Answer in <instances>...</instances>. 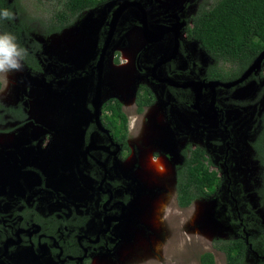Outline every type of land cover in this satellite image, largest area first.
I'll use <instances>...</instances> for the list:
<instances>
[{
	"label": "rangeland",
	"instance_id": "obj_1",
	"mask_svg": "<svg viewBox=\"0 0 264 264\" xmlns=\"http://www.w3.org/2000/svg\"><path fill=\"white\" fill-rule=\"evenodd\" d=\"M8 1L14 7V21L21 22L35 41L31 47L37 46L35 49L42 71L37 76V73L24 68L20 72L0 76V105L4 108L19 105L24 111L20 123L9 119V114L5 113L4 125L0 126V209L4 213L13 209L18 211L19 201L25 199L28 205L34 206L43 215L59 213L60 210L65 213L76 211L88 215L91 220L93 214L99 215L97 212L100 210V220L91 223L84 233L91 237L96 235L95 238L98 230H113L115 234L112 241L108 234L100 236V241H105L104 244L111 251L102 252L101 258L93 255L95 259L91 264H201L200 256L207 252L213 255L215 264H227L224 253L215 248V240L241 238L247 241L249 237H258L264 242V208L260 205L263 169L250 145L255 140L258 121L254 119L252 124L248 117L242 134L237 135L226 127L220 132L200 130L199 119L192 115L193 112L208 111L211 117L204 120L213 122L214 112L211 115L208 106L214 107L215 111L220 110L225 102L223 97L232 95L234 87L213 86L206 92H200L198 86L189 88L194 95V108L182 106L177 109L190 116V120L195 122L194 129L199 131L186 130L175 117V112H167L164 102L156 96L154 106L142 113L136 112L133 87L127 91L132 94L119 96L125 91L118 88L129 78L125 73L133 70L136 80L137 72L134 67L127 68L132 62V55L123 49L125 41L121 44L123 47H116V50H124L126 64L119 67L113 64L116 68H124L121 72L109 67L105 69L103 90L106 95L103 99L104 102L109 98L120 100L128 118L131 162H135L136 168L141 171L149 191L147 200H142L136 212L143 217L145 228V218L150 220V230L146 233L134 218H118L116 223L113 215L120 208L116 201L123 192L119 190L110 204L100 201L105 196L98 194L99 181L88 174L93 165L86 166L78 158L80 153H77L72 132L78 135L94 121L95 116L103 115L101 106L96 109L95 80L79 72L87 69L101 49L98 44L102 27L110 20L115 5L122 0H111L84 12L70 26L55 32H47L46 28L54 13L62 8L63 0ZM215 2L188 0L183 8V17L187 19L199 7H211ZM151 10L157 9L152 6ZM130 37L137 42L136 49L140 48L137 27ZM173 37L174 34L170 35L169 40ZM180 38L185 45L181 49L185 50L187 59L195 63L196 68L199 63L203 67L209 63L208 57L195 42L187 40L183 34ZM165 48L168 50L165 56L168 57L173 47L154 49L163 52ZM107 50L106 56H109L110 48ZM178 57L177 65L182 66L185 58ZM118 61L122 62L120 54ZM176 62L171 61L170 65ZM263 67L264 64L260 72ZM156 87V84L149 87L155 95ZM253 89L251 102L255 103L253 108L247 110L250 116L258 117L264 110V96H260L259 101L257 99L259 94L264 93V78L260 83L250 81L235 91L237 96L243 97L250 95ZM172 108H175L174 104ZM185 116L181 117L187 122ZM90 141L99 143L102 135L95 133ZM185 145L200 146L207 151L213 163L212 169L223 176V186L211 198L198 199L188 207L181 208L176 201L173 162H182L181 148ZM114 151V154L121 152L117 148ZM151 156L162 157L168 172L158 176L150 167L145 169L144 162ZM112 178L120 181L121 177L113 170ZM125 191L129 195L128 190ZM106 217L110 218V222L105 221ZM124 222L126 226L122 229ZM263 249L262 244L259 250L249 246L243 264H264Z\"/></svg>",
	"mask_w": 264,
	"mask_h": 264
},
{
	"label": "flooded vegetation",
	"instance_id": "obj_2",
	"mask_svg": "<svg viewBox=\"0 0 264 264\" xmlns=\"http://www.w3.org/2000/svg\"><path fill=\"white\" fill-rule=\"evenodd\" d=\"M123 2H128L132 5H130L118 18L113 34L107 43L104 54L102 55V48L105 45L108 35V23L110 20L106 21L102 27L103 32L101 34V40L98 44V47H101V49L96 52L92 62L87 66V69H84L79 73H85L92 80H95L97 85L99 71L102 72V78H104V71L106 68L108 69L109 62L112 64H118L119 61L117 63L115 61V56L117 54L116 47L120 46L123 41H125L123 44H126L124 47H128L126 35L131 30L135 29V27H137L139 32H142V36L140 37V47H143V49L139 54L142 62L139 60V57L137 61V76L135 80V86H132L134 97L139 86L148 85L149 88L151 87V84H156L157 94L155 95L151 91L154 95L155 102L156 97L164 102L167 112H175V117L180 120V123L184 128H186V130H192L196 132L199 131L194 129L195 122L190 120L191 117L186 115L184 111L177 109V107L183 108L182 106L194 108V98L191 100L190 104L186 102H179L169 89V87H173L177 90H188L190 92L189 88H196V86H198L197 89H199L200 92H206V89L213 88V86H203V84H208L210 82L205 81V79L202 78L208 63L204 67L199 63L200 68H196L195 63H192L187 59L185 50L181 49V47H185L183 40L180 38L181 34H183L187 40L192 41L188 39L186 35V29L190 27L191 21L189 16L187 19L183 17V8L187 4L188 0H183L181 3L180 0H149L147 3H144L143 0H122L120 3L115 5L116 8ZM152 6H154L157 10H151ZM126 19H128L127 22H125ZM144 22L147 29V35L152 41H147L148 39L146 40L143 34L142 25ZM180 22H183L184 25L178 34V41L176 44L175 29L178 27ZM172 34H174V37L173 39L169 40V36ZM134 37L136 39V35H134ZM132 39L134 38L132 37ZM155 40L157 41L155 42ZM195 43L197 44V42ZM157 47H173L172 53L166 57L165 53L168 50L166 48L163 50V52L155 50L154 48ZM197 47H199L198 44ZM109 48L110 55L106 56V52L108 51L107 49ZM174 50L175 55H173ZM121 52L123 55V61L121 64H124L126 57L124 50ZM204 54L207 56L205 52ZM142 55H144V57H142ZM178 56H184L185 58V62L182 63V66L177 65L179 63V61L176 62V59L179 58ZM100 58L102 59V64L101 66H98ZM171 61L176 63L170 65ZM127 68L128 70L133 68V57L132 62L128 64ZM25 69L27 71L29 70L27 68ZM41 71L37 73V76L41 73ZM194 82H199V84H195V86L192 87L182 86ZM103 84L101 87L100 98V101L102 102L100 108L101 110L103 104L112 99L109 98L104 102L103 98L106 95V92L103 90ZM244 85L236 86L233 89L236 90L237 88ZM123 86L125 92L128 91L129 86ZM235 90L232 95H226V97H223L225 98V102H223L222 108L220 110L217 109L215 111L214 107L212 108L208 106L210 109L209 113L211 114L214 112L212 117L215 120L213 122H207V120H204V118L208 119L211 117L208 115V111L192 113L193 117L195 119H199L200 121V124L198 125L200 130L206 129L211 132H220L221 129L226 127L227 129L231 130L230 132L232 134L235 131L237 135H240L242 134L246 124H248V121L245 120L248 117H250V121L252 120V124L253 120L256 119L259 125V119L262 116L261 113L258 114V117H254V115L250 116L247 110L253 108L255 103L251 102L254 89L250 95H244L243 97L237 96V91ZM119 96H121V94ZM258 97L257 99L259 101L261 97ZM173 104L175 108H172ZM18 106L19 105L10 106L6 111L0 110V126L4 125L3 119L5 113L9 114V119H14L17 123L21 122L22 119L19 118L17 114ZM245 113L247 114L245 115ZM182 115L189 117L188 118L185 116V120H188L187 122L184 121V117H181ZM101 117L102 114L98 118L97 122L94 119V121H92L85 128V131L80 132L78 135L72 132V137H75L74 144H76V149L78 151L77 153H80L78 158L82 160L86 166L93 165L91 171H89L88 174L90 177L94 178V180L99 181L100 186L98 194H103L105 196L100 201L110 204L119 190L123 192V195L120 194L121 197L116 201V203L120 204V208L113 215L115 222L117 223L118 218L125 217L128 220L129 218H134L135 223L141 225L142 216H140L136 210L140 209L142 200H147L149 191L144 183L145 178H143L141 174L137 173L139 169L136 168L135 162H131L132 152L128 145V130L126 149L122 143H119L114 138L109 130L103 127L100 121ZM202 121L206 122L203 123ZM76 132H78V129H76ZM257 132L258 131H256V133ZM95 133L102 135L101 142L97 143L90 141V138H92ZM183 147H186V145ZM116 148L118 151L121 150V152L114 154V149ZM205 152L207 153L206 150ZM207 156L209 157L208 153ZM155 157L157 158V156ZM113 170L115 174L120 175V181L112 178ZM80 182L83 184L82 180ZM125 190H128L129 195L125 194ZM71 194L72 193H70V195ZM77 198H80V196ZM27 202L28 201L26 199L25 201H19L20 207L17 208L18 211L13 209V211L4 213V211L0 209V264H91V261L95 259V257L92 258L93 255H97L99 256L97 258H101L102 252L111 251L109 248H107V245H105L106 243L104 244L105 241H100V236L102 234H108L112 241L115 234L113 230H98L97 238H95L96 235L95 237H91V235L84 233L85 230L90 228L91 223L100 220L99 217L102 215L100 210L97 212L99 215L93 214V217H91L93 219L91 220L88 215L78 214L76 211L65 213V211L60 210L59 213L43 215L40 214L34 206L28 205ZM96 209L103 210L104 208L97 207ZM76 217H79L80 219H76ZM36 218H38V221ZM71 219L73 221H78L79 224L74 225L73 222L69 221ZM108 220L110 222V218L106 217L105 221ZM125 226L126 222L122 223V229H124ZM75 227H77V229H75ZM116 229H118L117 225ZM94 230L95 228L92 231ZM26 259L28 260L27 263L25 262Z\"/></svg>",
	"mask_w": 264,
	"mask_h": 264
},
{
	"label": "trees",
	"instance_id": "obj_3",
	"mask_svg": "<svg viewBox=\"0 0 264 264\" xmlns=\"http://www.w3.org/2000/svg\"><path fill=\"white\" fill-rule=\"evenodd\" d=\"M110 0H63V6L50 19L47 32L59 31L70 26L84 12L93 10ZM0 8H7L15 16L14 7L8 0H0ZM191 25L186 29L187 38L197 42L199 48L209 57V63L202 76L205 81L229 83L239 79L248 71L252 63L264 50V0H216L211 7H199L189 16ZM0 31L13 33L18 42L24 46L29 55L25 59V68L33 74L41 71L37 56V46L32 36L21 22L0 21ZM118 62V53L115 58ZM264 64V61H263ZM200 68V65H197ZM263 71H252L249 77L237 86L250 81L261 82ZM236 87V86H235ZM1 88V83H0ZM179 102L191 103L194 95L188 90H177L169 87ZM264 93L259 94V97ZM258 97V98H259ZM155 98L146 86H139L135 93L134 104L136 112L142 113L147 107L153 106ZM0 105V110L6 111ZM12 110V109H10ZM103 115L100 121L103 127L110 131L114 138L125 148L127 140L128 120L122 110V104L117 99H110L102 106ZM19 118L24 117L22 108L18 106ZM255 140L250 143L257 155V160L263 169L264 180V112L259 119ZM182 162H173L176 201L179 207L186 208L198 199H209L216 195L223 186V177L212 169L213 163L205 150L200 146L186 145L181 148ZM261 207L264 208V183L261 193ZM38 221V218H36ZM76 219H80L76 217ZM74 225L79 224L73 221ZM67 223V222H66ZM77 229V227H75ZM215 248L225 255L227 264H243L249 246L259 250L264 245L261 238H241L233 240H215ZM263 255H264V249ZM201 264H215L213 255L209 252L200 256Z\"/></svg>",
	"mask_w": 264,
	"mask_h": 264
},
{
	"label": "clouds",
	"instance_id": "obj_4",
	"mask_svg": "<svg viewBox=\"0 0 264 264\" xmlns=\"http://www.w3.org/2000/svg\"><path fill=\"white\" fill-rule=\"evenodd\" d=\"M183 0H181L182 2ZM13 19V13L7 8H0V21H11ZM129 33H127L126 38L128 41V47H124L126 53L133 55V67L137 72V61L140 52L142 51L143 47L135 49L137 47V43L132 37H127ZM118 57H120L123 61V55L121 51H117ZM29 52L28 50L22 46L17 37L9 32V31H0V76H8L15 72H20L24 70L25 67V59L28 57ZM116 57V56H115ZM114 64V63H113ZM126 64V62L124 63ZM121 63L115 64L116 67L124 65ZM118 65V66H117ZM120 82V81H119ZM135 83V82H134ZM132 93H128L127 91L121 93L123 97L126 95H130ZM144 167L147 169L150 167L156 175H163L164 173L168 172L166 168V164L163 162L162 157H153L146 159L144 162ZM159 165V166H158ZM158 166V167H157ZM137 173L141 174V171L138 170ZM143 222V220H142ZM143 225V223H142ZM148 227V226H147ZM149 228V227H148Z\"/></svg>",
	"mask_w": 264,
	"mask_h": 264
},
{
	"label": "water",
	"instance_id": "obj_5",
	"mask_svg": "<svg viewBox=\"0 0 264 264\" xmlns=\"http://www.w3.org/2000/svg\"><path fill=\"white\" fill-rule=\"evenodd\" d=\"M132 5L131 3H128V2H123L122 4H120L115 10L114 12L112 13V16H111V19H110V22L108 23V27H109V31H108V35H107V38H106V41H105V45L104 47L102 48V55L104 54V51L106 49V46H107V43L109 42V39L111 37V35L113 34V31H114V28H115V25H116V22L118 20V18L122 15V13L130 6ZM184 23L183 22H180L178 27H176L175 29V41H176V44H177V41H178V34L179 32L181 31L182 27H183ZM143 27V34L146 38L147 41H152L148 35H147V29H146V26H145V22L143 23L142 25ZM154 41V39H153ZM157 40H155L156 42ZM263 61H264V50L259 54V56L255 59V61L252 63V65L250 66V68L248 69V71L246 73H244L239 79L235 80V81H232V82H229V83H220V82H209L208 84H203L204 87H212V86H221V87H224V88H231V87H235L237 86L238 84L242 83L244 80H246L250 73L252 71H259L261 66L263 65ZM102 64V59L100 58L99 59V62H98V66H101ZM102 82H103V78H102V72L99 71L98 73V79H97V85H96V91H95V100L97 101L96 102V109L100 108V98H101V87H102ZM195 84H199V82H194V83H190V84H187V85H182L183 87H192V86H195ZM98 116H95V120L96 122L98 121Z\"/></svg>",
	"mask_w": 264,
	"mask_h": 264
},
{
	"label": "bare ground",
	"instance_id": "obj_6",
	"mask_svg": "<svg viewBox=\"0 0 264 264\" xmlns=\"http://www.w3.org/2000/svg\"><path fill=\"white\" fill-rule=\"evenodd\" d=\"M137 29H138V28H137ZM133 30H134V29H133ZM133 30H131V31L129 32V34H128L127 37H130V36L132 35ZM138 32H139V30H138ZM141 36H142V32H139V37H141ZM143 38H144V37H143ZM143 38H142V39H143ZM144 39H145V38H144ZM143 45H144V44H143ZM143 45H142V46H143ZM124 46H126V45H124ZM120 47H123V46L121 45ZM138 47H139V46H138ZM135 49H136V48H135ZM125 52H126V51H125ZM132 54H133V53H132ZM132 54H131V55H132ZM132 57H133V55H132ZM132 57H131V59H132ZM129 66H130V65H129ZM108 67H109L110 69H114L116 72H121V71L124 70V68H116L111 62H109ZM120 70H121V71H120ZM125 74L128 75L129 78H128V81H126V82L123 80L124 82L121 83L122 85L118 83V85H121V86H122V87H119V88L117 87L120 91H125L123 85H125L126 87L129 86V88H130V87L133 86V82H135V73H134L133 70H132L131 72L128 71V72H126ZM102 84H103V83H102ZM127 84H128V85H127ZM158 166H159V165H158ZM158 166H157V167H158ZM141 219H143V217H141ZM141 219H140V220H141ZM144 221H145V224H146V225H145L146 228H145L142 224H141V225H140V224H139V225L137 224V225H138L140 228L145 229L144 231L147 233V231L150 230V229L147 227L148 225L150 226V220H149L148 218H145ZM147 221H149V223H147ZM141 222H142V221H141ZM151 227H152V226H151ZM152 229H153V228H152ZM153 231H154V229H153Z\"/></svg>",
	"mask_w": 264,
	"mask_h": 264
}]
</instances>
